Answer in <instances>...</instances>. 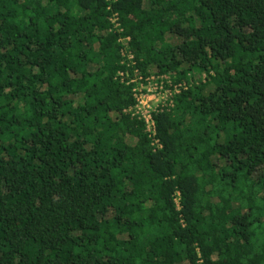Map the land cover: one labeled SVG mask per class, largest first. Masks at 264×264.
<instances>
[{
  "label": "trees",
  "instance_id": "obj_1",
  "mask_svg": "<svg viewBox=\"0 0 264 264\" xmlns=\"http://www.w3.org/2000/svg\"><path fill=\"white\" fill-rule=\"evenodd\" d=\"M0 264H264V0H0Z\"/></svg>",
  "mask_w": 264,
  "mask_h": 264
},
{
  "label": "built area",
  "instance_id": "obj_2",
  "mask_svg": "<svg viewBox=\"0 0 264 264\" xmlns=\"http://www.w3.org/2000/svg\"><path fill=\"white\" fill-rule=\"evenodd\" d=\"M161 79L163 80V78ZM137 80H140V78ZM134 81L135 79H133V82ZM166 84L168 85L167 87L164 85V80L157 82L156 78L150 77L146 80L145 84L141 82L137 83V87L133 90L135 105L131 109L133 110L132 114L135 116L138 115L143 120L146 131L154 140V143H156L157 140L155 139L156 133L153 113L172 108L173 101L171 97L178 93V89H175V86L172 91L169 81H166Z\"/></svg>",
  "mask_w": 264,
  "mask_h": 264
}]
</instances>
